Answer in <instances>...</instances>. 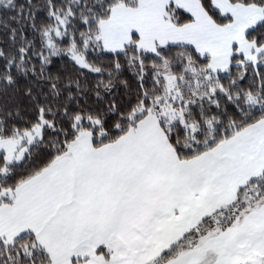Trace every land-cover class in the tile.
Segmentation results:
<instances>
[{
	"label": "snow or ice",
	"instance_id": "1",
	"mask_svg": "<svg viewBox=\"0 0 264 264\" xmlns=\"http://www.w3.org/2000/svg\"><path fill=\"white\" fill-rule=\"evenodd\" d=\"M0 264H264V0H0Z\"/></svg>",
	"mask_w": 264,
	"mask_h": 264
}]
</instances>
